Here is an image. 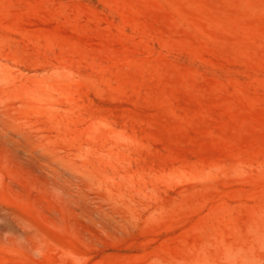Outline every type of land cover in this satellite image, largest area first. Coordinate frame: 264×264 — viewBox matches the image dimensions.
Segmentation results:
<instances>
[{"label": "rangeland", "instance_id": "1", "mask_svg": "<svg viewBox=\"0 0 264 264\" xmlns=\"http://www.w3.org/2000/svg\"><path fill=\"white\" fill-rule=\"evenodd\" d=\"M0 264H264V0H0Z\"/></svg>", "mask_w": 264, "mask_h": 264}]
</instances>
